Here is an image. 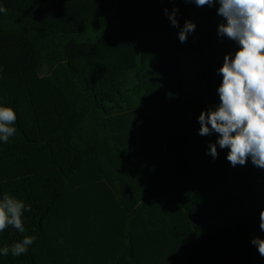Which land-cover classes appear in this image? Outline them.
<instances>
[{
    "label": "trees",
    "instance_id": "16d2710c",
    "mask_svg": "<svg viewBox=\"0 0 264 264\" xmlns=\"http://www.w3.org/2000/svg\"><path fill=\"white\" fill-rule=\"evenodd\" d=\"M0 198L24 201L35 236L0 264H264V169L233 167L199 134L218 69L239 45L218 4L184 0H0ZM178 9L174 27L165 14ZM185 21L196 25L181 43Z\"/></svg>",
    "mask_w": 264,
    "mask_h": 264
},
{
    "label": "clouds",
    "instance_id": "9594fccd",
    "mask_svg": "<svg viewBox=\"0 0 264 264\" xmlns=\"http://www.w3.org/2000/svg\"><path fill=\"white\" fill-rule=\"evenodd\" d=\"M196 6L218 4L217 15L223 22L218 35L235 41L240 47L235 55L226 54L218 73L222 81L217 89L219 104L213 109L202 111L198 117L199 134H218L216 143L210 144V154L218 155L221 149H228L227 160L235 167L245 165L251 159L254 166L264 169V0H184ZM178 9L168 15L172 26L179 28L176 19ZM7 9L0 6V13ZM196 25L185 21L178 33L181 43L195 30ZM17 115L10 106L0 105V141L7 143L17 129L14 126ZM31 211L24 201L10 194L0 198V232L9 226L20 233L25 232L24 213ZM259 227L264 231V210H261ZM35 236H24L22 241L0 248V255L9 253L18 257L26 254L33 245ZM264 257V239L254 237L251 241Z\"/></svg>",
    "mask_w": 264,
    "mask_h": 264
}]
</instances>
